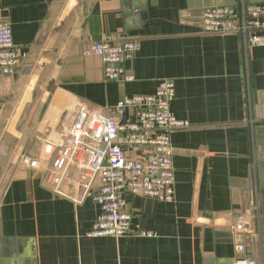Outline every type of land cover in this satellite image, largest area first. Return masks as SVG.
I'll list each match as a JSON object with an SVG mask.
<instances>
[{
  "label": "crops",
  "instance_id": "obj_1",
  "mask_svg": "<svg viewBox=\"0 0 264 264\" xmlns=\"http://www.w3.org/2000/svg\"><path fill=\"white\" fill-rule=\"evenodd\" d=\"M241 1L264 4L0 0V22L10 24L22 53L16 72L0 75V144L15 141L0 167V264H236L259 257L264 46H245L236 33L201 32L204 8ZM106 34L140 40V49L125 64L131 80H105L100 58L82 54L85 44ZM162 79L175 85L171 112L188 122L170 133L174 200L125 192L131 233L91 236L100 207L87 197L74 201L83 169L56 172L65 193L59 194L42 170L20 157L59 147L81 106L112 110L126 96L154 93ZM35 137L40 148L28 153ZM146 149L125 146L129 157ZM234 224L245 227L238 240L247 252L234 247ZM136 228L152 235H140Z\"/></svg>",
  "mask_w": 264,
  "mask_h": 264
},
{
  "label": "built area",
  "instance_id": "obj_2",
  "mask_svg": "<svg viewBox=\"0 0 264 264\" xmlns=\"http://www.w3.org/2000/svg\"><path fill=\"white\" fill-rule=\"evenodd\" d=\"M201 32L236 33L245 46H264V4L244 3L206 7L201 13ZM138 39L117 40L106 34L82 48L83 55L100 58L103 77L109 81L131 80L125 64L140 49ZM22 53L12 38L11 26L0 22V75L17 71ZM175 95L172 80H160L151 94L126 96L112 110L91 111L81 106L73 115L62 144L45 146L41 155L22 154L21 161L32 169L42 170L53 190L59 189L61 178L56 172L65 167L82 168L74 201L90 198L99 205L100 213L89 232L91 236H124L133 230L131 215L123 193L164 201L174 200V172L171 162L170 133L188 126L170 110ZM125 146L147 148L138 157H129ZM65 194V193H64ZM237 251L247 252L238 239L245 227L233 225ZM143 236L150 231L136 228ZM236 264H264V245L259 257L245 258Z\"/></svg>",
  "mask_w": 264,
  "mask_h": 264
},
{
  "label": "rangeland",
  "instance_id": "obj_3",
  "mask_svg": "<svg viewBox=\"0 0 264 264\" xmlns=\"http://www.w3.org/2000/svg\"><path fill=\"white\" fill-rule=\"evenodd\" d=\"M14 145H15V141L10 142L8 139L0 144V167L2 164L4 166V163H6L7 159H8V155L6 157H4L3 154H6L5 151L8 148L10 149V152H11V147L13 148Z\"/></svg>",
  "mask_w": 264,
  "mask_h": 264
},
{
  "label": "water",
  "instance_id": "obj_4",
  "mask_svg": "<svg viewBox=\"0 0 264 264\" xmlns=\"http://www.w3.org/2000/svg\"><path fill=\"white\" fill-rule=\"evenodd\" d=\"M127 3L128 2H126V4ZM136 4H137V2L134 3V5H136ZM143 8H145V7H143ZM40 34H41V36L38 38V41L42 40L44 37L43 31ZM40 145H41V140L37 137L33 138L32 142H30V144L28 146V150H27L28 153L36 152L40 148Z\"/></svg>",
  "mask_w": 264,
  "mask_h": 264
}]
</instances>
